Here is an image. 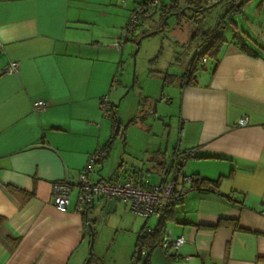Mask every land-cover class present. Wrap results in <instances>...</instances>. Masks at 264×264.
<instances>
[{"label":"crops","instance_id":"0c3cea01","mask_svg":"<svg viewBox=\"0 0 264 264\" xmlns=\"http://www.w3.org/2000/svg\"><path fill=\"white\" fill-rule=\"evenodd\" d=\"M137 1L0 0V264H80L86 221L94 226L101 208L110 220L122 207L98 197L81 215L73 196L60 212L51 185L74 183L88 156L108 142L101 98L107 94L114 107L109 89L123 55L108 43ZM217 58L214 72L206 59L181 83L174 145L196 151L180 168L176 189L187 186L184 175L212 181L214 189L187 190L168 211L161 240L169 234L184 242L170 255L155 247L149 264H264V48L233 36ZM10 61L14 73L3 70ZM38 99L46 102L40 112L32 109ZM241 117L245 126L237 124ZM104 156L94 180L104 179ZM170 156L158 150L150 168L123 173L170 180ZM148 219L137 236L155 228Z\"/></svg>","mask_w":264,"mask_h":264},{"label":"rangeland","instance_id":"374dc122","mask_svg":"<svg viewBox=\"0 0 264 264\" xmlns=\"http://www.w3.org/2000/svg\"><path fill=\"white\" fill-rule=\"evenodd\" d=\"M120 1L124 5L125 0ZM225 8L216 5L197 13L186 10L184 14L170 16L165 30L137 39L142 30L151 31L156 26V18L146 20L141 22L138 32L124 47H111L119 55L123 54L114 75L117 90H109L113 92L110 101L117 121L125 130L123 136L112 137L110 109L105 120L109 123L107 140L110 148L105 152L103 167L100 169L98 165L104 178L121 175L131 166L148 169L151 164L149 156H157L158 150L162 153L166 150L170 155L176 149L181 83L187 81L188 63L202 42V31L215 30L216 21ZM120 32L110 40V46ZM215 32L223 40L236 36L251 46L256 43L264 48V0L249 1L241 11L228 15ZM103 43L107 44L105 40ZM208 61V66H213L212 58L208 57ZM142 178L145 183L157 184L160 176L155 172H145ZM75 193L76 188L72 198ZM120 206L116 216L110 220L107 217L111 213H105L103 208L94 213L92 256L102 264L131 263L137 232L145 220V217L130 211L125 203ZM90 216L93 217L92 214ZM148 220L149 225L156 221L153 217ZM89 239L88 232L80 264H84L89 255Z\"/></svg>","mask_w":264,"mask_h":264},{"label":"built area","instance_id":"2783aa9c","mask_svg":"<svg viewBox=\"0 0 264 264\" xmlns=\"http://www.w3.org/2000/svg\"><path fill=\"white\" fill-rule=\"evenodd\" d=\"M160 2L161 0H138L111 47L117 49L124 47V44L136 31L140 20L148 18L151 12L159 6ZM0 52H2L1 42ZM205 62L206 58H203L200 64L204 65ZM17 69V63L10 61L3 70L7 73H14ZM115 86L116 84L112 82L110 88L115 90ZM45 106L46 102L41 99L32 102V109L36 112H40ZM101 108L104 113L110 108L107 94L101 98ZM247 122V117H241L237 120L239 126H245ZM195 156L196 151L194 149L183 150L177 147L170 156V167L168 168L169 171L166 172V174L171 173V179L168 180L166 175L160 183L148 184L131 174L94 180L95 167L102 159V152L98 149L88 156L74 183H70L67 180H56L52 183V204L56 210L66 212L71 204L72 192L76 188L74 210L81 215H86L95 198L99 197L112 204V206L122 202L126 203L133 213L145 218L153 217L158 221L165 209L176 203L180 196L189 190L191 176H183V181L187 183V186H184L179 191L175 187V181L186 159ZM153 230L152 228H145L144 235L153 232ZM183 242L184 239L182 237L173 238L169 234H165L160 242V248L165 255H170ZM141 254L145 255V252L142 251Z\"/></svg>","mask_w":264,"mask_h":264},{"label":"trees","instance_id":"16d2710c","mask_svg":"<svg viewBox=\"0 0 264 264\" xmlns=\"http://www.w3.org/2000/svg\"><path fill=\"white\" fill-rule=\"evenodd\" d=\"M216 1H218V0H169L167 2H162V0H161L159 6H157L151 12V15L148 18H142L140 20V22L138 23V25L136 27V30H137L138 26L141 24V22H143L145 20H152L154 15L157 16V20H155L156 26L153 30H156V32L161 31V30H165L167 27V20L170 18V16L178 15V14H176V12L184 9L183 12L179 13V14H184V12L186 10H191L190 7L195 9V11L191 10L194 13L202 12L200 10L201 8H203L207 5H210ZM249 1H251V0H221V1L217 2L216 5H222V6H225L226 8H225L223 14L218 17L216 24H215L216 25L215 30H209L206 32L202 31V33H201V35L203 36L202 42H201V44L197 45L198 49L195 52V54L193 55V57L191 58L190 63H188V74H187V81L188 82L193 80L194 73L197 70L204 69V65L200 64V62L202 61L203 58H206V59H208V57L212 58L213 66L211 67V71L214 72V70L216 69L217 64H218L217 55L219 52V47L224 42L223 39L218 37V35L215 31H216V29H218L222 26V24L224 23V21L228 17V15L241 11L242 7L244 5H246ZM216 5H214V6H216ZM169 13H172V14L164 20V17H166V15ZM161 23H163L162 26H161ZM148 31L150 32V30H142L139 33V35L137 36V39L140 36L144 37L146 35V33H148ZM114 81L115 80L113 79L112 82H114ZM112 82H111V84H112ZM109 110L112 111V113L110 114V117L112 119V137H114L116 135L123 136L125 129L124 128L122 129L120 122L117 121L114 107L109 108L105 114L108 115ZM109 148H110V141H108L107 144L103 147L102 156H104L105 152H107V150H109ZM127 174H131V175H133L139 179V177L133 173H122L121 175H115V176H111V177L125 176ZM211 182L212 181H208L204 178H199V177H196L194 175H191V182L189 183V190H208V188H210V187H211L210 189L212 190L214 188L212 187V185L209 184ZM182 197H183V195L180 196L179 200L176 203L171 204L170 206H168L165 209L160 220H158L156 222V226H155L153 232L144 235L145 227L141 230V233L135 239L133 253H132L131 258H130V262H131L130 264H135L136 262L139 264H149V260H148L149 252L152 249H154L155 247L160 246L161 236L164 233L163 225H164V221L166 219V215H167L169 210H172V207L175 204H177L178 202L181 201ZM87 222L91 223V230H92L93 239H94L95 233H94V226L92 224V221L87 220L86 223ZM89 238H91V234H89ZM88 243H90V240L88 241ZM142 251L145 252V255L141 254ZM100 261H96L93 258V256L91 255V256H89V259H88L86 264H102L103 262L102 261L100 262Z\"/></svg>","mask_w":264,"mask_h":264},{"label":"water","instance_id":"95a60500","mask_svg":"<svg viewBox=\"0 0 264 264\" xmlns=\"http://www.w3.org/2000/svg\"><path fill=\"white\" fill-rule=\"evenodd\" d=\"M219 1H221V0H218V1H216V2H213L212 4L205 6V7L201 8L200 10L203 11V10H206V9H208V8H211L212 6L216 5L217 2H219ZM190 9H191L192 11H195V9L192 8V7H190ZM183 10H184V9L180 10L179 12H176V14H179V13L183 12ZM171 14H172V13L167 14L166 17H164V20H165L167 17H169ZM162 25H163V23H161V26H162ZM155 32H156V30H152V31L146 33L145 36L152 35V34H154ZM141 37H143V36H141ZM131 86H132V85H131ZM169 167H170V162H169V164H168V166H167V171H166V172L169 171V170H168ZM87 226H88V228H89V230H90L91 238H90V243H89V255H88V258L86 259V261H85L84 264L87 263V261H88V259H89V256L92 255V245H93V233H92V230H91V223H90V222H87Z\"/></svg>","mask_w":264,"mask_h":264},{"label":"flooded vegetation","instance_id":"af4514ba","mask_svg":"<svg viewBox=\"0 0 264 264\" xmlns=\"http://www.w3.org/2000/svg\"><path fill=\"white\" fill-rule=\"evenodd\" d=\"M179 12V11H178Z\"/></svg>","mask_w":264,"mask_h":264}]
</instances>
